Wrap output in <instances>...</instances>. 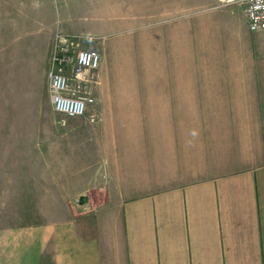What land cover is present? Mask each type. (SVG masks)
<instances>
[{
    "label": "crops",
    "instance_id": "1",
    "mask_svg": "<svg viewBox=\"0 0 264 264\" xmlns=\"http://www.w3.org/2000/svg\"><path fill=\"white\" fill-rule=\"evenodd\" d=\"M238 7V23L190 22L184 80L139 70L103 98L116 117H73L64 136L44 119L39 171L67 203L99 190L100 216L72 205L4 230L0 264H264V31Z\"/></svg>",
    "mask_w": 264,
    "mask_h": 264
},
{
    "label": "rangeland",
    "instance_id": "2",
    "mask_svg": "<svg viewBox=\"0 0 264 264\" xmlns=\"http://www.w3.org/2000/svg\"><path fill=\"white\" fill-rule=\"evenodd\" d=\"M206 16L211 23H238L241 13L238 4L221 0H0V234L34 224L45 211L60 214L75 205L88 212L92 195L99 200V190H87L86 202L77 195L67 203L65 190L52 188L50 174L39 171L40 128L48 129L44 119L55 117L53 131L61 136L71 133L74 120L51 107L47 81L37 82L47 72L56 32L74 33L102 55L94 85L97 102L90 111L96 119L80 117L98 126L104 116H117L103 107L104 96L118 102L116 91L136 86L139 70L179 71L184 80L191 52L188 26L195 20L206 23ZM127 110L135 114L136 106ZM100 166L104 170L105 163ZM91 218L81 227L86 229Z\"/></svg>",
    "mask_w": 264,
    "mask_h": 264
},
{
    "label": "built area",
    "instance_id": "3",
    "mask_svg": "<svg viewBox=\"0 0 264 264\" xmlns=\"http://www.w3.org/2000/svg\"><path fill=\"white\" fill-rule=\"evenodd\" d=\"M244 8L253 31H264V0H221ZM102 55L93 45H85L78 35L58 30L48 70L49 95L53 109L67 117L96 119L94 85Z\"/></svg>",
    "mask_w": 264,
    "mask_h": 264
},
{
    "label": "water",
    "instance_id": "4",
    "mask_svg": "<svg viewBox=\"0 0 264 264\" xmlns=\"http://www.w3.org/2000/svg\"><path fill=\"white\" fill-rule=\"evenodd\" d=\"M81 199H84V197H82Z\"/></svg>",
    "mask_w": 264,
    "mask_h": 264
}]
</instances>
